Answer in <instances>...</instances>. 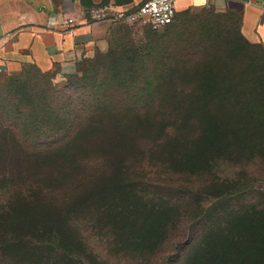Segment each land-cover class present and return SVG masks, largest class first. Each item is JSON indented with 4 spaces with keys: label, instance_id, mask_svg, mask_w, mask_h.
<instances>
[{
    "label": "trees",
    "instance_id": "trees-1",
    "mask_svg": "<svg viewBox=\"0 0 264 264\" xmlns=\"http://www.w3.org/2000/svg\"><path fill=\"white\" fill-rule=\"evenodd\" d=\"M121 25L111 55L130 28ZM167 43L129 42L121 52L134 66L111 73L104 62L105 76L61 88L36 86L28 72L56 71L21 67V86L0 97V264H264L262 241L247 246L245 231L216 225L253 186L244 169L221 171L247 167L238 164L253 145L240 148L231 131L242 112L221 116L213 87L190 83L196 51L176 56ZM184 76L190 86L174 81ZM153 110L174 113L132 114Z\"/></svg>",
    "mask_w": 264,
    "mask_h": 264
},
{
    "label": "rangeland",
    "instance_id": "rangeland-1",
    "mask_svg": "<svg viewBox=\"0 0 264 264\" xmlns=\"http://www.w3.org/2000/svg\"><path fill=\"white\" fill-rule=\"evenodd\" d=\"M121 40L118 47H114L112 55L106 50L98 48L81 57L75 68L70 72L56 73L52 78L41 77L36 71L30 69L28 72L32 75V83L36 86H48L52 84L56 88L69 85V79L78 83L87 75L105 76L107 72L104 62L113 71H120V68L134 66V62H127V58L122 48L129 44L138 47L148 42L149 39L163 37L164 42L171 47L170 54L179 55L184 48L194 49L196 51V60L192 64L197 68L192 74L190 83H197L202 86H212L215 95L220 103L221 116L226 114L228 108L235 106L238 114L242 112V118L239 117L235 128L231 125V131L237 133L240 148L251 147V150L243 151L247 156V164L244 161L238 165H247L246 168H233L231 165H224L221 171L227 175L233 176L239 172V175L247 176L253 181V186L248 190V200L243 203L237 201V209L228 211L230 217L224 219V224L217 221L216 225L225 228L231 227L235 234L247 233L250 239L247 246H257L258 240L262 241L259 249L260 257L264 260V50L260 45H250L246 43L239 34V19L227 12L217 11L214 8L189 9L176 15L174 22L159 30H151L142 27H130L119 31ZM129 40V41H128ZM127 42V43H126ZM123 51V53L121 52ZM121 52V53H120ZM135 61V60H134ZM128 63V64H127ZM180 63V62H179ZM176 65V66H175ZM177 70V64H174ZM198 80H195L198 71ZM92 71L93 73H89ZM100 72V73H99ZM27 69H16L10 75H0V97L12 94L15 89L21 85ZM179 77L181 74H176ZM27 77V76H26ZM29 79V77H28ZM183 80L187 85H191L188 79L180 77L174 81ZM192 96V94H191ZM190 96V97H191ZM149 101L150 97L145 96ZM172 109V108H171ZM172 110H153V111H135L132 114H173ZM119 114V113H118ZM232 205V204H231ZM233 208V207H232ZM215 216L218 213L214 214ZM219 223V224H218ZM215 225V226H216ZM216 226V227H217ZM215 228V234H218L223 241L222 230ZM249 233V234H248ZM213 239V238H212ZM90 249L96 252L101 250V244L95 240L88 239ZM225 239L223 243H226ZM242 245V243H241ZM258 247V246H257ZM253 249V248H252ZM256 249V248H255ZM252 251V250H251ZM198 250L192 251L196 257ZM57 259L56 256H53ZM77 258V256H76ZM248 259V261H247ZM192 260V259H191ZM74 264H80V261ZM201 260L193 261L189 264H198ZM256 264V256L240 258L235 264ZM203 264V263H200Z\"/></svg>",
    "mask_w": 264,
    "mask_h": 264
},
{
    "label": "crops",
    "instance_id": "crops-1",
    "mask_svg": "<svg viewBox=\"0 0 264 264\" xmlns=\"http://www.w3.org/2000/svg\"><path fill=\"white\" fill-rule=\"evenodd\" d=\"M148 0H0V75L23 65L41 72H70L94 49L106 50L118 27L109 20ZM177 14L214 8L235 15L239 32L264 49V0H177ZM67 19L73 25L67 27ZM126 27V26H125Z\"/></svg>",
    "mask_w": 264,
    "mask_h": 264
},
{
    "label": "built area",
    "instance_id": "built-area-1",
    "mask_svg": "<svg viewBox=\"0 0 264 264\" xmlns=\"http://www.w3.org/2000/svg\"><path fill=\"white\" fill-rule=\"evenodd\" d=\"M177 0H148L131 11L117 12L109 21L129 27H142L151 30L163 29L171 25L176 17ZM67 27L73 25L72 19L65 22Z\"/></svg>",
    "mask_w": 264,
    "mask_h": 264
}]
</instances>
